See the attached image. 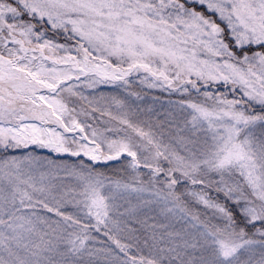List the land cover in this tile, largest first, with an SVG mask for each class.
Here are the masks:
<instances>
[{
	"label": "snow or ice",
	"instance_id": "snow-or-ice-1",
	"mask_svg": "<svg viewBox=\"0 0 264 264\" xmlns=\"http://www.w3.org/2000/svg\"><path fill=\"white\" fill-rule=\"evenodd\" d=\"M0 264H264V0H0Z\"/></svg>",
	"mask_w": 264,
	"mask_h": 264
}]
</instances>
